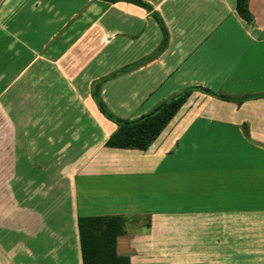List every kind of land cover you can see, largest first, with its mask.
Here are the masks:
<instances>
[{
	"label": "crops",
	"instance_id": "obj_1",
	"mask_svg": "<svg viewBox=\"0 0 264 264\" xmlns=\"http://www.w3.org/2000/svg\"><path fill=\"white\" fill-rule=\"evenodd\" d=\"M96 1L110 9L102 73L73 84L96 116L62 95L38 98L31 116V90L65 85L22 82L50 74L40 61L13 65L54 54L63 13L26 0L0 9V264H83L79 219L101 217L124 220L116 251L130 264H264V0H249L252 23L237 0H138L151 11ZM188 89L148 151L107 147L118 127L96 91L115 117L135 120Z\"/></svg>",
	"mask_w": 264,
	"mask_h": 264
},
{
	"label": "rangeland",
	"instance_id": "obj_2",
	"mask_svg": "<svg viewBox=\"0 0 264 264\" xmlns=\"http://www.w3.org/2000/svg\"><path fill=\"white\" fill-rule=\"evenodd\" d=\"M26 3L35 7H37V5H47L48 16H50V13H55L58 15L59 9L63 13V19L60 20L62 22L57 25V33L55 36H52V40L49 43L51 48L49 53L54 54L51 56L48 55L50 58L47 60L42 59V61L38 60L40 55H36L34 60H15L13 65L15 70H23L25 69L24 67H26V64L31 63L33 66L35 63L40 61V70L50 74L39 75L37 71H34L29 77L21 80L22 82L27 84L31 83L35 87L41 84L52 86L57 84L65 85V89L62 90L63 92L50 91L53 88L49 86H47V91L31 90L29 92L30 99H32L31 116L33 117L40 115L39 110L43 109L42 107L38 106L37 102L35 103L38 98L44 96L48 99V101L52 102L54 96L59 97L60 95H62V97H66L70 101H75V106L78 105V107H74V110L79 113V116H81L83 113L89 116H96L97 114L92 113L91 109L84 102L86 98V92H82L79 89L81 86L86 87L93 77L96 78L100 75V73H102L99 72L98 69V66L101 67L103 62L102 55L104 49L106 48L104 47L105 42L103 41L102 23L104 20V15H108L110 12L109 6L97 2L96 0H26ZM5 4L6 0H0V9ZM30 6L27 7L31 9ZM76 21H79L78 28L72 34V32H68V28ZM88 31L91 32V35L89 36L84 34ZM76 41L80 43L78 52H72V48L77 50V47L74 46ZM73 53H77V57H79L78 60L72 59V56L75 55ZM1 68H3L2 63ZM1 78L4 79L3 83L6 84V80H8L6 76ZM15 78H17V76ZM10 79L11 77L9 80ZM73 84L80 87L76 88ZM18 93V98L22 99V92ZM18 93L16 92L14 95ZM9 96H12V94L5 93L3 97L4 102H6L5 100L9 99ZM22 108L23 107L20 109L16 108V110L21 111ZM66 109H69V106L67 107V105H64L63 110ZM83 159H85L84 155L79 157V160L82 161Z\"/></svg>",
	"mask_w": 264,
	"mask_h": 264
},
{
	"label": "trees",
	"instance_id": "obj_3",
	"mask_svg": "<svg viewBox=\"0 0 264 264\" xmlns=\"http://www.w3.org/2000/svg\"><path fill=\"white\" fill-rule=\"evenodd\" d=\"M99 1L115 4L123 0ZM125 1L146 10H152L141 1ZM237 12L246 22H253L249 0H237ZM154 17L165 31L164 23L160 17L157 14H154ZM96 89L99 90L100 86ZM194 92V89L185 90L161 103L147 115L135 120H122L115 117L107 109L96 91L95 98L100 111L118 127L117 132L107 142V147L116 150L148 151L179 114ZM204 92L213 95L209 91ZM79 234L83 264H130L129 258L118 256L116 251L118 239L124 235V220L121 218H80Z\"/></svg>",
	"mask_w": 264,
	"mask_h": 264
}]
</instances>
